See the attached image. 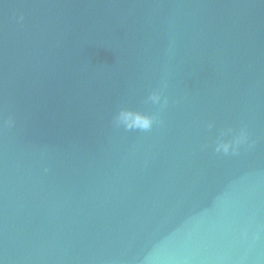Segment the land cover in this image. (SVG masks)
<instances>
[{"label":"water","instance_id":"water-1","mask_svg":"<svg viewBox=\"0 0 264 264\" xmlns=\"http://www.w3.org/2000/svg\"><path fill=\"white\" fill-rule=\"evenodd\" d=\"M0 264H264V0H0Z\"/></svg>","mask_w":264,"mask_h":264},{"label":"clouds","instance_id":"clouds-1","mask_svg":"<svg viewBox=\"0 0 264 264\" xmlns=\"http://www.w3.org/2000/svg\"><path fill=\"white\" fill-rule=\"evenodd\" d=\"M152 103L156 104L160 102V96L156 93H153L148 98ZM116 123L117 125H123L126 128H138L141 130H147L151 128L153 120L152 118L141 115L139 113H132L127 111H121L117 117H116ZM246 139V134L241 131L233 140V142L230 143H218L217 144V151H223L227 153L229 151V148L234 147L235 145H238L240 143H243Z\"/></svg>","mask_w":264,"mask_h":264}]
</instances>
